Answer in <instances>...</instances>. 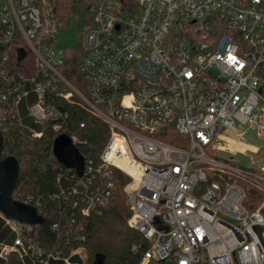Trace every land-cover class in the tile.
<instances>
[{"label": "built area", "instance_id": "1", "mask_svg": "<svg viewBox=\"0 0 264 264\" xmlns=\"http://www.w3.org/2000/svg\"><path fill=\"white\" fill-rule=\"evenodd\" d=\"M91 8L79 62L85 98L58 72L64 51L49 42L63 25L52 1L0 0V44L26 51L41 75L27 81L30 88H16L18 99L35 97L29 115L39 122L49 116L45 87L66 86L59 96L76 95L106 122L101 168L130 178L126 224L148 245L140 264H264V168L239 169L216 156L246 152L237 147L245 132L236 125L264 139V0H93ZM171 129L185 147L158 138ZM82 177L81 213L88 216L111 201L112 186L89 190ZM248 187L260 194L253 210L244 206ZM0 218L16 233L0 257L28 256L20 235L31 226ZM79 250L71 256L85 264ZM32 254L39 264L56 260H42L38 248Z\"/></svg>", "mask_w": 264, "mask_h": 264}, {"label": "trees", "instance_id": "2", "mask_svg": "<svg viewBox=\"0 0 264 264\" xmlns=\"http://www.w3.org/2000/svg\"><path fill=\"white\" fill-rule=\"evenodd\" d=\"M57 20L63 25L74 23L80 35L79 47L76 50L65 49L63 63L58 72L72 86L87 98V85L79 66L82 56V34L92 23L93 0H51ZM55 40H51L52 44ZM31 78L41 80L40 72L34 59L23 49L13 44H0V131L3 141L2 157L13 156L20 164V180L13 192V199L29 203L43 217V223L24 229L21 237H26L24 247L28 256L38 248L43 252L42 260L52 254L63 264L71 254L83 249L85 264H140L143 252L148 245L126 222L130 216L125 188L130 178L119 170L109 167L102 169L101 154L109 140V127L105 121L93 115L76 95L66 100L57 93L69 92L62 85L50 84L44 89L43 107L49 116L38 122L35 129L23 125L18 110L29 115V109L36 104L35 97L18 99L17 87L30 88L27 81ZM44 84L47 82L44 80ZM56 86V92L54 87ZM165 130V129H164ZM36 134H40L37 136ZM75 138L74 146L84 158L85 166L90 168L82 177L87 179L88 189L106 187L111 184V201L98 211L84 216L81 213L80 193L85 189L79 179L59 165L52 154L53 143L60 135ZM166 144L185 147L186 140L172 129L168 133L157 135ZM107 173L109 178L103 176ZM62 175L68 181L62 186ZM60 180L57 181V178ZM77 189L78 194L72 193ZM244 206L253 210L258 206L260 194L248 187ZM78 203L76 207L74 204ZM4 221L0 218V229ZM56 225V229L53 226ZM5 235L4 232L0 233ZM13 234V233H12ZM15 234V233H14ZM12 237V236H11ZM16 236L12 242L15 241ZM136 245L137 250L132 251ZM164 261H150L148 264H163ZM0 264H24V257L17 252H8ZM39 264V263H38Z\"/></svg>", "mask_w": 264, "mask_h": 264}, {"label": "water", "instance_id": "3", "mask_svg": "<svg viewBox=\"0 0 264 264\" xmlns=\"http://www.w3.org/2000/svg\"><path fill=\"white\" fill-rule=\"evenodd\" d=\"M3 149L0 131V215L7 221L21 225L35 226L42 224L44 219L34 207L13 199V192L20 180V164L17 158L13 156L3 158ZM52 154L64 169L74 173L77 178L83 176L84 158L67 135H60L55 139ZM68 263L83 264L76 254L68 259Z\"/></svg>", "mask_w": 264, "mask_h": 264}, {"label": "rangeland", "instance_id": "4", "mask_svg": "<svg viewBox=\"0 0 264 264\" xmlns=\"http://www.w3.org/2000/svg\"><path fill=\"white\" fill-rule=\"evenodd\" d=\"M79 39L80 35L77 32L75 24L72 22L70 25H65L64 28L60 29L58 32V36L53 44V50L54 51H64L65 49L70 50H76L79 47ZM32 97V94L30 95ZM25 101H27V97H21ZM18 116L20 118V121L23 125L27 126L28 128L35 129L37 127L36 124H38L37 121H35L34 116L33 123L28 118V115L26 116L25 112L21 109L18 110ZM239 130L242 132H245L243 136V141H241L237 147L239 149L246 148V152L244 153H225V152H216V156H218L221 159H227L232 158L234 160V165L239 169H250L254 168L259 170V167L264 168V139H260L257 137L256 132L253 130L246 129L245 127H240L236 125ZM68 181V179L62 175V186H65V183ZM125 191V190H124ZM126 195V191H125ZM127 200V195H126ZM11 227H14L11 224ZM18 230V229H17ZM16 230V231H17ZM7 247V246H5ZM3 247V248H5ZM2 248V249H3ZM1 249V250H2ZM78 252L80 257L85 259V252L83 249H80ZM163 264H175L172 260H166Z\"/></svg>", "mask_w": 264, "mask_h": 264}, {"label": "crops", "instance_id": "5", "mask_svg": "<svg viewBox=\"0 0 264 264\" xmlns=\"http://www.w3.org/2000/svg\"><path fill=\"white\" fill-rule=\"evenodd\" d=\"M3 228H6L7 231L0 229V233L4 232L5 234V235L0 234V251L5 246H8V247L13 246L12 242L14 240V237L16 236V233L14 234V232H12L11 229L5 225V223L3 225ZM1 261L3 262L4 259L0 257V262ZM24 264H38V263L34 262L32 257H26V258L24 257ZM51 264H60V263H58V261H54Z\"/></svg>", "mask_w": 264, "mask_h": 264}]
</instances>
